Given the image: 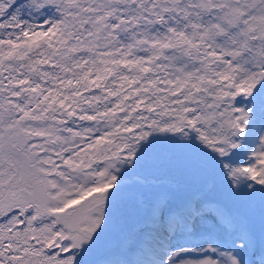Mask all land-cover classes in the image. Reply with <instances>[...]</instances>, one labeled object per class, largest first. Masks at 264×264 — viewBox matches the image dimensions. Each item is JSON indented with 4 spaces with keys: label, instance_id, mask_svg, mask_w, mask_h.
<instances>
[{
    "label": "snow or ice",
    "instance_id": "6c2138e0",
    "mask_svg": "<svg viewBox=\"0 0 264 264\" xmlns=\"http://www.w3.org/2000/svg\"><path fill=\"white\" fill-rule=\"evenodd\" d=\"M0 264H264V0H0Z\"/></svg>",
    "mask_w": 264,
    "mask_h": 264
}]
</instances>
